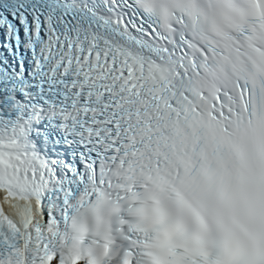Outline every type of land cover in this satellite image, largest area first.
<instances>
[{
  "label": "snow or ice",
  "instance_id": "6c2138e0",
  "mask_svg": "<svg viewBox=\"0 0 264 264\" xmlns=\"http://www.w3.org/2000/svg\"><path fill=\"white\" fill-rule=\"evenodd\" d=\"M0 264H264V0H0Z\"/></svg>",
  "mask_w": 264,
  "mask_h": 264
}]
</instances>
